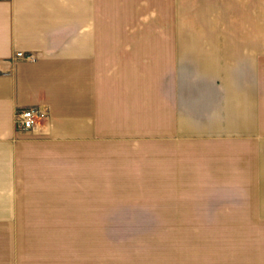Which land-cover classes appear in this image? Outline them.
Segmentation results:
<instances>
[{"label": "crops", "instance_id": "1", "mask_svg": "<svg viewBox=\"0 0 264 264\" xmlns=\"http://www.w3.org/2000/svg\"><path fill=\"white\" fill-rule=\"evenodd\" d=\"M207 13L187 39H122L105 0H0V264H16L25 216L71 208L74 193L87 198L99 184L89 144L118 126L122 95L132 118L158 116L164 132L196 128L199 114L218 121L211 134L239 137L238 177L182 188L177 216L194 238L224 239L216 251L194 250L190 264H264V0H240L239 38L217 3ZM16 51L35 60H15ZM124 61L132 75L122 92ZM27 107L40 112L36 131L16 127L15 111Z\"/></svg>", "mask_w": 264, "mask_h": 264}, {"label": "rangeland", "instance_id": "2", "mask_svg": "<svg viewBox=\"0 0 264 264\" xmlns=\"http://www.w3.org/2000/svg\"><path fill=\"white\" fill-rule=\"evenodd\" d=\"M214 3L221 12L217 18L233 24L226 33L239 38L240 0H105V8L115 12L122 39H187L197 17L209 21L208 7ZM205 33L197 31L198 37ZM121 73L123 92L132 62H122ZM124 96L118 126H106L104 141L89 144L90 154L98 157L89 167L97 161L103 175L99 184H89L87 198L74 193L71 208L25 216L17 224L16 264H190L194 250L223 248L224 239L209 238V233L201 237L196 231L194 238L193 224L178 220L176 200L192 183L222 181L226 176L219 173L224 172L238 177L239 137L211 134L214 129L207 126L218 121L199 114L191 119L196 128L164 132L158 116L132 118Z\"/></svg>", "mask_w": 264, "mask_h": 264}, {"label": "built area", "instance_id": "3", "mask_svg": "<svg viewBox=\"0 0 264 264\" xmlns=\"http://www.w3.org/2000/svg\"><path fill=\"white\" fill-rule=\"evenodd\" d=\"M15 60L34 61L35 55L32 52L16 51ZM40 112L37 108H18L15 111L14 119L16 127L21 130L36 131L39 126Z\"/></svg>", "mask_w": 264, "mask_h": 264}]
</instances>
